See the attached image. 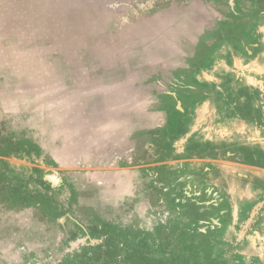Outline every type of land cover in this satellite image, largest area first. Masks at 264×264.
Here are the masks:
<instances>
[{
	"label": "rangeland",
	"instance_id": "rangeland-1",
	"mask_svg": "<svg viewBox=\"0 0 264 264\" xmlns=\"http://www.w3.org/2000/svg\"><path fill=\"white\" fill-rule=\"evenodd\" d=\"M0 264H264V0H0Z\"/></svg>",
	"mask_w": 264,
	"mask_h": 264
},
{
	"label": "water",
	"instance_id": "water-1",
	"mask_svg": "<svg viewBox=\"0 0 264 264\" xmlns=\"http://www.w3.org/2000/svg\"><path fill=\"white\" fill-rule=\"evenodd\" d=\"M47 179L52 181L55 185H57L61 182L60 179L56 176H49V177H47Z\"/></svg>",
	"mask_w": 264,
	"mask_h": 264
}]
</instances>
